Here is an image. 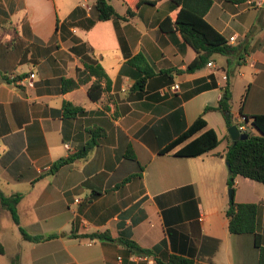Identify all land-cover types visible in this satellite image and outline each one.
<instances>
[{
    "label": "crops",
    "instance_id": "crops-1",
    "mask_svg": "<svg viewBox=\"0 0 264 264\" xmlns=\"http://www.w3.org/2000/svg\"><path fill=\"white\" fill-rule=\"evenodd\" d=\"M96 1L0 0V190L22 196L19 225L0 203V264H167L170 257L260 264L254 236L229 232L225 154L233 141L222 113L205 110L218 106L231 73L234 121L264 115V0H212L206 21L238 53L214 55L215 68L194 72L196 51L172 25L162 28L179 9L173 0H110L120 16L128 9L134 16L109 21L98 20ZM93 60L110 81L100 82L98 101L89 96L97 79L79 75ZM31 73L32 85L9 78ZM139 79L146 83L134 90ZM64 80L83 81L62 92ZM66 104L83 111L70 118ZM202 115L217 149L196 158L159 154ZM95 142L86 159L50 173ZM129 148L136 161L126 158ZM234 198L259 206L264 245V185L238 177ZM21 228L45 239L28 241ZM122 229L141 248L158 250L129 255L117 241L71 236L109 232L117 240Z\"/></svg>",
    "mask_w": 264,
    "mask_h": 264
},
{
    "label": "trees",
    "instance_id": "trees-1",
    "mask_svg": "<svg viewBox=\"0 0 264 264\" xmlns=\"http://www.w3.org/2000/svg\"><path fill=\"white\" fill-rule=\"evenodd\" d=\"M173 1L179 6V9L162 24V28L169 33L172 31H169L167 27L172 25L174 31H179L185 42L196 51L197 58L189 65L188 71L194 72L203 68L208 62H210L214 55L219 54L226 57H232L238 53V49L230 45L229 42L206 21V15L213 5L212 0ZM242 1L244 0H235V2ZM143 3L146 2L141 1L138 3V7ZM79 10H81V8L74 10L69 19L74 20L79 13ZM95 10L98 14L99 21H109L116 18L127 20V18L134 16V12L131 9H128L125 16H120L111 5L110 0H97ZM142 60H144L143 56H136L133 58L132 63ZM87 73L88 80L92 77L97 79L89 89V96L93 101H98L101 99L103 93V90L100 87V82L106 80L109 83V78L103 67L94 60L91 62H85V71L81 72L79 75L81 76ZM227 79V85L218 106L208 107L205 110V113L210 110L219 111L224 116L226 126L229 128L234 125L232 114L233 95L231 90V73L228 74ZM82 81L83 80H79V82L64 80L62 92L77 88ZM145 83L146 79H139L133 89L142 90ZM247 94L248 90H246L242 97V106L247 99ZM70 107L71 104L65 105L66 115L68 113L70 118L83 111L82 108L72 107V109H70ZM243 117L244 124L251 125L252 128L257 130L259 135H250L246 132L248 139L238 141L236 144L233 142L225 154V158L230 164L227 184L233 196L232 199H230L225 215L228 219V229L231 234H251L254 236L256 248L259 250L260 264H264V245L258 231L259 206L252 203L240 204L237 203L234 198L235 184L238 177L248 178L264 185V115H244ZM220 143L216 131L208 128V123L205 120L204 115H202L187 129L184 127V124H182V132L179 136L162 149L159 154H173L175 157L179 158H196L214 151L219 147ZM94 146H97L96 142L93 145H86L77 152H71L67 158L56 162L52 166L50 173L55 174L66 165L86 159ZM126 158L136 161L135 154L131 148L128 149ZM141 171H144L143 167H141ZM21 198V195L6 197L0 190V203L8 209L17 225H19L17 205ZM21 233L24 239L31 242H40L45 239L43 237L29 236L22 228ZM71 236L101 242L117 241L124 246L126 253L129 255L135 254L151 257L159 248V246L153 249L141 248L131 240V229H122L120 238L117 240H114L109 232L85 234L81 236L72 234ZM52 238H55V236L47 237V239ZM167 264H192V262L178 257H170Z\"/></svg>",
    "mask_w": 264,
    "mask_h": 264
},
{
    "label": "built area",
    "instance_id": "built-area-1",
    "mask_svg": "<svg viewBox=\"0 0 264 264\" xmlns=\"http://www.w3.org/2000/svg\"><path fill=\"white\" fill-rule=\"evenodd\" d=\"M235 40V37L231 38L230 41L233 42ZM208 66L209 67H212V68H215V65L212 63V62H209L208 63ZM9 78L12 80V81H15L17 82L18 84H25V83H28V84H33V81H34V78H35V74L34 73H31L30 76L26 79H21L19 78L17 75H14V74H11L9 75ZM179 89V86L178 85H175L171 88L172 91H177ZM238 129L240 130L241 133H246L247 132V127L246 125L244 124V118L241 120V124L238 125ZM143 257V256H142Z\"/></svg>",
    "mask_w": 264,
    "mask_h": 264
},
{
    "label": "water",
    "instance_id": "water-1",
    "mask_svg": "<svg viewBox=\"0 0 264 264\" xmlns=\"http://www.w3.org/2000/svg\"><path fill=\"white\" fill-rule=\"evenodd\" d=\"M228 133L230 135L231 140L236 144L238 141H244L248 139V135L246 133H241L238 129V125H232L228 128ZM229 162H227L228 169L230 168ZM229 198L232 199L231 191H228Z\"/></svg>",
    "mask_w": 264,
    "mask_h": 264
},
{
    "label": "rangeland",
    "instance_id": "rangeland-1",
    "mask_svg": "<svg viewBox=\"0 0 264 264\" xmlns=\"http://www.w3.org/2000/svg\"><path fill=\"white\" fill-rule=\"evenodd\" d=\"M231 78H234L235 80L237 79V77L235 75H233V74L231 75ZM236 108H237V105L235 103V109ZM240 124H241L240 122L234 121V125H240ZM246 126H247V129H248V132H249L250 135H259L258 132H257V130H255L254 128H252L251 125H246Z\"/></svg>",
    "mask_w": 264,
    "mask_h": 264
}]
</instances>
